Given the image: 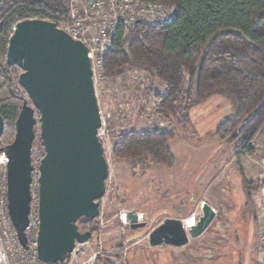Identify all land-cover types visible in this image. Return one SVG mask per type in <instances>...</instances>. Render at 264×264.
Listing matches in <instances>:
<instances>
[{
	"label": "trees",
	"instance_id": "1",
	"mask_svg": "<svg viewBox=\"0 0 264 264\" xmlns=\"http://www.w3.org/2000/svg\"><path fill=\"white\" fill-rule=\"evenodd\" d=\"M136 1L169 5L172 19L153 26L135 23L127 34L122 26L117 27L104 55L105 80L131 70L146 72L164 86L154 94V110L166 117L183 102L191 108L213 96L223 97L231 111L218 121L215 136L220 142L235 141L244 155H253L251 144L264 123V107L241 133L237 130L264 103V0ZM68 8V0H0V116L4 122L0 148L13 141L24 101L17 83L20 71L6 64L10 27L28 19L59 26L67 20ZM174 137L173 131L161 129L130 130L117 135L112 156L127 159L136 167L144 163V169L171 167L170 142ZM40 153L41 159L42 146ZM242 187L247 207L254 211L252 193L258 186L242 179ZM95 220L81 218L79 230L89 231L92 238ZM109 257H98L97 262L120 264ZM70 259L67 255L60 264H69Z\"/></svg>",
	"mask_w": 264,
	"mask_h": 264
},
{
	"label": "rangeland",
	"instance_id": "2",
	"mask_svg": "<svg viewBox=\"0 0 264 264\" xmlns=\"http://www.w3.org/2000/svg\"><path fill=\"white\" fill-rule=\"evenodd\" d=\"M163 88L146 72L139 70L127 71L96 86L102 118L99 138L108 164V177L104 197L99 201L100 215L93 223L95 232L88 242L76 245L69 264H102L97 262V258L101 256H110L111 261L116 260L120 264H256L253 246H250L252 250H239L241 246L244 248L245 242L255 244L259 230L257 211L254 203V211L247 207L242 179L252 182L255 187L258 186L257 189L261 186L264 123L251 144L254 154L244 155L237 142H220L214 134L219 117L230 107L227 100L217 98L214 103H221L208 114L203 107L208 105L210 99L191 108H186L187 105L183 102L175 113L166 117L154 110V94L161 92ZM20 93L31 106L21 88ZM201 113L203 115L199 117ZM210 119H213L212 122ZM158 129L175 133L170 142L174 156L173 169L164 165H151L144 169V163H141L143 166L136 167L127 159L112 156V146L118 134L130 130ZM35 133L36 139L32 147L34 161L41 155L39 125H36ZM172 183L175 191L190 183L182 198L185 193H197L201 188L206 193L204 196L208 202L220 200L225 204L231 196V205L234 206L228 212V219L218 209V216L216 214L204 234L191 239L184 248L151 247L147 234L173 210L174 202L171 200L176 195L168 192ZM35 189L36 186L33 189L34 195ZM255 192L252 193V199ZM225 205L223 208L227 209ZM191 206L188 215L181 220L191 215H195L197 219L202 216V202ZM128 212L136 214L138 222H145L146 225L134 230L130 229L129 223L123 225L120 214ZM222 225H231L233 228L230 232H225ZM236 236L239 243L232 244L230 239ZM136 237V240L129 241ZM258 250L264 252V245L257 240L256 251Z\"/></svg>",
	"mask_w": 264,
	"mask_h": 264
},
{
	"label": "water",
	"instance_id": "3",
	"mask_svg": "<svg viewBox=\"0 0 264 264\" xmlns=\"http://www.w3.org/2000/svg\"><path fill=\"white\" fill-rule=\"evenodd\" d=\"M6 64L20 71L17 83L31 103L23 101L14 139L0 148L7 158L8 216L19 244L26 250L34 171L31 153L39 125L44 156L37 166L36 257L44 264H60L76 245L90 240L91 233L81 232L77 222L100 215L99 201L108 177L88 48L51 21L28 19L18 22L9 38ZM263 107L264 103L253 111L237 134ZM3 128L0 116V137ZM201 210L202 216L188 228L179 218L164 219L147 234L149 245L179 248L200 237L216 215L208 204L204 203ZM127 218L132 230L146 225L132 212Z\"/></svg>",
	"mask_w": 264,
	"mask_h": 264
},
{
	"label": "built area",
	"instance_id": "4",
	"mask_svg": "<svg viewBox=\"0 0 264 264\" xmlns=\"http://www.w3.org/2000/svg\"><path fill=\"white\" fill-rule=\"evenodd\" d=\"M68 5V18L58 28L65 31L72 39L82 42L88 48L95 92L96 86L105 82L104 55L111 47L112 37L117 27L122 26L128 32L138 21L153 26L166 24L171 21L173 16L172 9L169 6L148 1L68 0ZM15 27L16 24L11 25L10 36ZM33 158L32 201L29 224L25 229L28 248L25 250L19 244L8 216L6 187L7 158L3 152H0V264H44L36 257V237L38 232L37 166L40 158L36 161ZM34 186H36V195L33 192ZM253 203L257 211L259 226L257 240L264 245V166L263 174L261 175V186L253 195ZM120 218L123 225L129 223L127 213L120 214ZM191 218L193 225H195L197 217L191 215ZM185 220L187 219L182 220L183 224ZM184 227L188 228L185 224Z\"/></svg>",
	"mask_w": 264,
	"mask_h": 264
},
{
	"label": "crops",
	"instance_id": "5",
	"mask_svg": "<svg viewBox=\"0 0 264 264\" xmlns=\"http://www.w3.org/2000/svg\"><path fill=\"white\" fill-rule=\"evenodd\" d=\"M219 98L221 99V97H219V96H213V97L210 98L211 101L208 103V105H205L203 107V110H207V111H205V113L208 114L209 112H212L213 110H216L218 108V104L221 103V102H218V103H214V102L216 101V99L217 100H220ZM215 104H217V105H215ZM230 108H231V106L229 108H227L226 111L223 112V114H221V116L219 118L222 119L223 117L226 116V114L228 115L229 111H231ZM203 113H201L199 117H201L203 115ZM210 120L212 122L213 119H210ZM173 168H174L173 166L170 167V169H173ZM197 178L199 179L200 176H198ZM197 182H198V180L196 181V184H197ZM188 185L190 186V183ZM188 185L185 186V187L184 186L180 187L179 190H177V191L173 190L174 189L173 183H172V185H170L172 188L168 187V188H170L169 191H168L169 194L176 195V196L171 200V201L174 202L173 210L172 211H169V214H167L168 216H165V217H167V218H179V219H181V218L185 217L186 215H188L187 213L190 212V211H188L189 208H192L191 204H194L195 205L196 203L202 202V205L205 203V204H208L210 207H212L214 209L215 213L217 214V216H218V209H220V211L222 212V214H224V217H226L227 219L229 218L228 217L229 216L228 215V212L232 211L231 208H233V206H234V205L233 206L231 205L232 202H233L232 199H231V196H230L229 201H227L225 203L226 205L223 204L222 201H220V200H215V202H208L206 200V196H204L206 193L205 192L203 193L202 192L203 190H201V188H199V190L197 191V193L196 192H191L189 195L187 193H185V196L182 198L181 196L185 192V190L189 187ZM206 186H207V184H206ZM163 190H164L163 192H165V187L163 188ZM194 190H195V188H194ZM200 191H201V193H200ZM223 205H225L227 209H224L223 208ZM224 210H225V212H224ZM232 228L233 227H231V225H225V226L222 227V230H224L225 232H230V229H232ZM137 238L138 237L131 238L129 241L136 240ZM190 240H189V243L191 242ZM255 241H256V243L255 244H252V245H249L246 242L243 243L245 245L244 248H242V246H241L239 248V250H245V249H249L250 250L251 249L250 246H253L252 249L255 251V256H256L255 257V262H256V264H263V262H264V252H261L260 250L256 251L257 238H255ZM230 242L232 244H238L239 243V238L237 236L235 238H231L230 239ZM189 243L187 245H189ZM167 247H169L170 249L171 248L172 249H181V248H184L185 246L184 247H179V248L170 247V246H167ZM191 264H193V263H191Z\"/></svg>",
	"mask_w": 264,
	"mask_h": 264
},
{
	"label": "bare ground",
	"instance_id": "6",
	"mask_svg": "<svg viewBox=\"0 0 264 264\" xmlns=\"http://www.w3.org/2000/svg\"><path fill=\"white\" fill-rule=\"evenodd\" d=\"M185 219H187V220L184 221V224L186 225V227H189V226L193 225V220H192L191 216L187 217Z\"/></svg>",
	"mask_w": 264,
	"mask_h": 264
}]
</instances>
